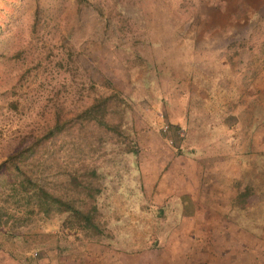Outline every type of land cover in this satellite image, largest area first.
Instances as JSON below:
<instances>
[{
  "label": "rangeland",
  "instance_id": "rangeland-1",
  "mask_svg": "<svg viewBox=\"0 0 264 264\" xmlns=\"http://www.w3.org/2000/svg\"><path fill=\"white\" fill-rule=\"evenodd\" d=\"M110 91L124 136L68 131L41 158L58 194L95 169L101 232L0 174V264H210L212 242H258L264 264V0H0V157Z\"/></svg>",
  "mask_w": 264,
  "mask_h": 264
},
{
  "label": "trees",
  "instance_id": "trees-1",
  "mask_svg": "<svg viewBox=\"0 0 264 264\" xmlns=\"http://www.w3.org/2000/svg\"><path fill=\"white\" fill-rule=\"evenodd\" d=\"M237 45L242 46V43ZM123 109V99L118 93L110 91L91 96L87 105L69 115L55 112L48 127L32 135L26 144H22L21 138L19 140L21 146L0 157V174L3 177H12L10 182L12 187L17 192L28 193V198L32 199L36 210L46 213L52 203L60 212L66 213V219L63 220L66 229L99 234L101 230L94 221V206L90 203L99 192L95 169L89 166H83L81 169L72 168L65 174L62 185L74 192L66 189L62 194H58L47 188L44 183L41 170L44 159L41 158L47 149V143H53L61 134L68 131H82L91 126L108 131L117 137L124 136L119 120L114 121L115 115ZM129 143L130 150L133 151L134 144ZM237 167L239 170V166ZM250 186L246 183L237 193V201L247 194Z\"/></svg>",
  "mask_w": 264,
  "mask_h": 264
},
{
  "label": "crops",
  "instance_id": "crops-1",
  "mask_svg": "<svg viewBox=\"0 0 264 264\" xmlns=\"http://www.w3.org/2000/svg\"><path fill=\"white\" fill-rule=\"evenodd\" d=\"M218 167H224V164L222 166L218 165ZM217 172V171H216ZM218 173V172H217ZM213 176V177H211ZM240 176L236 177V179H239ZM216 178V182H215ZM221 181V175H208L207 180H206V192H213L214 189L216 188V191L220 192L222 184L220 183ZM238 180L234 181L237 183ZM233 182V183H234ZM216 185V186H215ZM215 186V187H214ZM232 191V190H231ZM234 192H229V195H232L233 197ZM230 199V198H229ZM212 203L206 208H201L200 213L201 214H221V211L223 209H229L230 207L224 206L222 207H217L212 206ZM204 209V210H203ZM235 210V209H234ZM191 214H198L196 213L197 209L194 208V211L192 208L190 209ZM231 210H229L227 213H229ZM230 219V218H229ZM229 219L225 218V221H228L231 225H234L236 228H239L240 226L237 225L234 222H230ZM197 220L196 222H198ZM223 223H226V222ZM203 222V218L201 220V223ZM226 225V224H225ZM217 243V244H216ZM216 243H211L209 246H211L214 251H216V262H212L210 264H258L257 263V250L256 248L258 247V242H223L222 246L220 247L221 242H216ZM209 242H201L200 245L203 247H209L208 246ZM231 247L232 249H230Z\"/></svg>",
  "mask_w": 264,
  "mask_h": 264
},
{
  "label": "built area",
  "instance_id": "built-area-1",
  "mask_svg": "<svg viewBox=\"0 0 264 264\" xmlns=\"http://www.w3.org/2000/svg\"><path fill=\"white\" fill-rule=\"evenodd\" d=\"M166 128H167V124H164L163 131H165Z\"/></svg>",
  "mask_w": 264,
  "mask_h": 264
}]
</instances>
